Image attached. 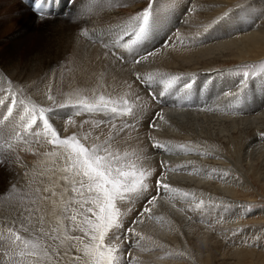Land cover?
Listing matches in <instances>:
<instances>
[{"label":"bare ground","instance_id":"6f19581e","mask_svg":"<svg viewBox=\"0 0 264 264\" xmlns=\"http://www.w3.org/2000/svg\"><path fill=\"white\" fill-rule=\"evenodd\" d=\"M237 1L236 6L239 9L232 10L230 5ZM125 2L127 6L123 7H126V10H123L121 6H115L113 0H74L71 8L61 9V13L64 15L61 22L56 17L57 15H46V20H44L46 24L49 23L54 28L59 25L65 26L66 40L58 41L49 38L46 45H42L44 49L36 53L30 52L31 50L21 53L23 51H19L20 45L10 48L1 46L16 22L15 16L7 11L6 4L0 3V76H6L16 85L24 87L27 94L41 105L51 104V101L47 99L48 94L53 95L58 103H67L69 99L74 101L77 95L91 96L94 89L98 94L104 93L112 96H122L126 91L139 95L141 98L139 102L144 105L143 113L138 117L140 124L136 125L140 128L126 129L120 133L118 144L121 149L125 147L129 149L143 148L146 153L149 152L145 164L156 168L157 171L160 170L157 160L168 162L169 160H166L168 154L158 155L150 145V147L146 146L144 138L142 140L134 138L146 132L149 121L153 119V114L158 111L163 115L164 120L158 118L155 120L158 128L155 129V132L152 131L151 136L159 137L157 139L161 142L167 140L172 144L176 142L189 147L199 145L200 151L212 152V156H214L212 161H208V158L203 159L196 153L168 156L172 163L191 161V168L196 166V168L204 170L216 169L218 173L227 172L229 175L224 178L214 175L211 178L212 182L203 172H200L198 177L195 173L190 177L173 176L177 183H185L188 190L204 187L212 196L208 192L202 193V191H199L200 193L197 195L201 197L204 195L209 200L213 198L216 202L206 203L203 211H192L187 203L183 208L177 209L173 206L175 203L172 200L173 204L169 203V196L161 194L151 213L152 218L149 219L146 214L143 217V223L136 225V231L146 238L151 237V240L145 239L140 242V245L133 243L131 247H128L126 243L125 248L131 253V256L137 258L135 264H185L187 262L191 264H238V254L243 252L239 250L240 248L238 249L237 245L233 246L234 249L229 248V245L236 243L238 225L242 224L240 218L245 214H242L243 208H238V199L235 196L238 194L237 189L240 185L244 189L249 187L248 183L238 176V172L241 176L246 175L243 171H238V160L241 158L247 161L245 164L248 166V170L253 172L256 170L253 157L264 158V135H262L264 134V105H259L263 100L252 103L256 107H254L255 109L250 107L252 109L250 114L240 115L238 108H233L232 112L236 115L227 113L223 115L226 117L208 115L209 113L206 114L202 110L204 106L200 105L195 108H182L176 107L177 105L173 103L172 109H161L148 97L143 87L138 84L139 82L134 80V75L137 72L142 75L143 73L156 72L184 76L195 74V77H199L204 82L214 78L216 82L214 85L221 88L219 94L228 89L235 92L237 90L236 78L229 76L227 74L229 71L211 75V65L234 58L241 62L250 60V58L264 61V0H155L154 8L159 12V22L155 28L154 38H150L142 50H155L153 56L137 65L132 62L134 54L117 50L125 58L120 62L109 51L98 47L96 59L86 63V66L78 72L82 55L94 45L88 41L89 39L99 40L97 38L99 33L101 34V43L103 38L113 39L118 26L145 6V0H125ZM89 5L97 7L86 10ZM100 5L102 7H99ZM224 13H228V16L205 33L204 27L222 17ZM37 16L31 13V21H34ZM182 19L183 22L180 23ZM178 25L180 28L175 30ZM84 30H87L88 35L82 34ZM25 32L27 37L23 38L22 36L24 40L22 39L21 43L29 42L30 27ZM93 33H96L94 34L95 38H91ZM176 34H179L184 40L183 44L174 39ZM166 36H172L173 41L166 43ZM28 44L25 47H28ZM3 49L9 50L4 52ZM128 84L132 85L131 90L128 89ZM167 99L170 101L169 106L173 100L179 101V98H173L171 95L167 96ZM199 99H202V96L199 95ZM222 99L227 102L231 97L222 96ZM73 110L76 109L72 107L57 109L59 114L56 119L60 121L59 126L60 128L68 127V133L75 131L83 133L90 129L93 122L103 119L101 117L96 119L94 115L83 113L78 117H72L77 126L83 124V127H69L66 121L72 115ZM216 110L221 111L217 108ZM84 121L89 123H83ZM235 129L249 135L248 142L243 143L239 152L238 142L231 141L232 131ZM101 130L105 135L109 131L105 125H102L101 129L96 132ZM223 142L232 145L230 147V152L233 155L231 160H228L224 149V151L220 150L221 147H224ZM29 149L27 160L16 155L17 153L7 155L8 166L6 167L8 169L4 168L6 171L1 170L2 172H0V214H7L5 209L8 205L4 203V200L10 186L12 184L23 185L25 171H31L44 159L42 155L34 154L33 150L42 154L50 151L51 146L46 143L43 147L33 144ZM150 152L157 155L156 160L151 157ZM16 157H19V162H16ZM262 161L263 164L256 173L264 181V159ZM236 163L237 165H234ZM198 165L202 167H198ZM182 171L186 170L178 172ZM233 172H237V175ZM215 179L223 180V186L216 185ZM215 194H222L223 198H215ZM150 195H155V192H150ZM226 202L228 203L227 208L224 206ZM208 205L213 206L207 207ZM130 207L133 210L128 221L137 218V212L143 207V201H137ZM198 215L201 219L208 217L205 228L197 223L193 224L197 219L199 220ZM128 221H126V226ZM131 239L135 241L137 238L132 236ZM227 240L228 242H226ZM229 251L231 255L237 257V262L222 260L229 254Z\"/></svg>","mask_w":264,"mask_h":264},{"label":"snow or ice","instance_id":"6c2138e0","mask_svg":"<svg viewBox=\"0 0 264 264\" xmlns=\"http://www.w3.org/2000/svg\"><path fill=\"white\" fill-rule=\"evenodd\" d=\"M113 3L127 6L125 0H113ZM154 3L155 0H145L141 10L118 26L111 44H105L117 59L123 60L124 56L117 55L114 50L134 54V64H140L155 54V50L142 51L145 43L154 38L159 22ZM92 7L97 6L89 5L86 10ZM35 8L40 16L48 15L43 0H35ZM227 16L228 13H224L205 26L204 32ZM82 34L88 35L87 30ZM165 39L173 41L172 36ZM174 39L181 44L184 42L179 34ZM227 74L236 78L237 90L228 89L221 93L225 98L231 97L226 107L238 108V101L250 83L264 87V61L239 65ZM135 80L149 90L153 100L176 93L187 97L195 84V74L156 72L142 75L137 72ZM127 87L132 89L131 84ZM47 99L51 104L41 105L27 94L24 87L0 76V164L7 162V154L20 143L29 147L32 144L43 147L45 143L51 146L50 151L42 154L33 150L44 159L31 171H25V183L12 184L5 197L4 203L8 207L6 215L0 214V264H135L137 258L131 256L125 244L131 247L133 243L140 245L145 239L151 240V237L146 238L137 232L136 225L143 223L146 214L152 218L151 213L161 194L186 200L192 211H203L206 207L205 201L197 200L194 193L168 183L169 172L186 170L189 175L203 172L208 178L229 175L227 172L218 173L216 169L189 170L191 161L175 166L161 161L157 171L145 164L148 156L143 148L121 149L118 144L120 133L134 129L144 109L143 103L139 102L140 96L131 91L112 96L98 94L94 89L91 96L77 95L74 101L69 99L67 103H58L51 94ZM66 107L76 109L66 121L69 127L82 128L83 124L77 126L72 117L83 113L99 115L103 119L93 122L88 131L68 133V127L58 129L55 126L57 109ZM157 118L164 120L162 114L154 113L149 121L150 128H158ZM102 125L108 127L107 135L102 130L96 132ZM149 142L153 149L167 154L212 155L200 151L199 145H174L151 135ZM141 200L143 207L137 212V218L128 221L133 210L130 205ZM243 211H252L251 206L244 207ZM132 236L137 239L133 241Z\"/></svg>","mask_w":264,"mask_h":264},{"label":"rangeland","instance_id":"374dc122","mask_svg":"<svg viewBox=\"0 0 264 264\" xmlns=\"http://www.w3.org/2000/svg\"><path fill=\"white\" fill-rule=\"evenodd\" d=\"M68 1L69 0H62L60 3L59 13L54 14V15H57L56 17L59 19V22H61V20H62L61 18L64 16L63 13H61V9L66 10L68 8H71L72 4L74 3V0L70 1L71 2L70 4H68ZM251 1H256V0H251ZM2 2H4L6 4L7 11L10 14H13L15 16V22H16L15 26L12 27V30L10 32L11 34L9 33V35L5 37L3 43L1 44L2 47L10 48L11 46L17 47L18 45H20L19 51L20 52L23 51L21 53H26L30 50H31L30 52L36 53V52L44 49V46L47 43L46 41H49V38H51L52 40L54 39V40H58V41L59 40H61V41L66 40L65 26L61 27V25H59V26L54 28V27L50 26L49 23L46 24V22L44 21V20H46L45 16L42 17L39 15L37 16V18L34 21H31L30 14L33 12L29 8H27V6L25 4H22V2L20 0H0V3H2ZM10 2L13 4H11ZM51 2H53V1H49V3H51ZM237 4H238V1L235 2L234 4L230 5L232 10L233 9H239L236 6ZM118 9H120V8H118ZM121 9L126 10V7H121ZM92 11L94 12L95 10H92ZM80 12H82V10H80ZM182 22H183V19L180 20V23H182ZM29 27H30L29 42L23 41L21 43L22 39L27 37V34H25L26 33L25 30L29 29ZM178 28H180V25L176 26L175 30H177ZM94 34H96V33L91 34V38L92 37L95 38ZM22 36H23V38H22ZM97 36H98L97 38L99 40H93V41L91 39L88 40V41L92 42L94 45L91 46L90 48H88L86 50L87 52H85L82 55V58L80 59L81 65L77 69L78 72H80L82 70V68H84V66H86V63L94 61L96 59V57L98 56V53H97L98 49H99L98 47H100V48L103 47L104 49H106L107 51H109L112 54V52L109 50V48L105 47V44H108V45L111 44L113 39L103 38L102 43H101L100 42L101 34L99 33ZM168 41L169 40H166L165 42L168 43ZM26 44H28L29 46L25 47ZM60 44H63V43H60ZM42 45H44V46H42ZM3 50L5 52V50H9V49H3ZM114 51H117V50H114ZM117 55H120L118 51H117ZM114 57L116 58V56H114ZM124 60H125V58L123 60H119V61L122 62ZM245 62H241V60H239L237 58L227 60V61H223V62L220 61V62H217V63L211 65L212 68L210 69L211 70L210 73H211V75H215V74L222 73L225 71H230L239 65L259 64L261 61H256L254 58H250V60H246ZM137 65H139V64H137ZM144 74H146V73H143V75ZM134 80H135V75H134ZM215 83L216 82H215L214 78L211 80H206L204 82L199 77H195V84H194V86L191 90V94L189 96L185 97L183 93H176V95L168 94V95H164V96H159L158 99H156V100L151 99V97L148 94L149 90L147 88H145L143 85H140L139 83L138 84L143 87V89L146 91L145 93L153 101V103L158 105L157 107H160L161 109H167V108L172 109L171 108L172 104L175 103L177 105L176 107H182V108H187V107H194L195 108L197 105H200V106H204L203 109H206L209 107L214 108V109H216V108L221 109V111L220 110L219 111L218 110H214V111L204 110V112L206 114L209 113L208 115L213 114L214 116H223V115H226L227 113L229 115H236V113L232 112L233 107H226L227 102H224V99H222L221 93L219 94V92H221V88L216 87L214 85ZM217 88H219V89L217 90ZM153 90L158 91V89H155V88ZM197 92L200 93L199 95L202 96V99H199V95ZM169 95H171L173 98H176V99L179 98V101L173 100L171 102V106H169L168 103L170 104V101H168V99H167V96H169ZM260 100H263V102H261L259 105L263 106L264 105V87H261L259 85V83H255V84L250 83V86L247 88V90L244 92L243 96L238 101V104H239V107L237 109L239 111L238 113L240 115L250 114L252 109H255L254 107H256L255 104H252V103L254 101H260ZM74 111H76V110H73L72 112H74ZM100 117L101 116H99V115H94V118H96V119L100 118ZM223 117H226V116H223ZM101 118H103V117H101ZM55 121H56L55 126L57 128H60V126H59L60 121L58 119H55ZM117 122H120V121H117ZM129 122H130V120H129ZM137 124H140V122L137 121L136 125ZM147 127H148V129L146 130V132H144L143 135L141 133L138 137H135L134 139L142 140L144 138L146 141V146L148 145V147H150L151 144L149 142V134L151 135L152 131L155 132V129L150 128L149 123H148ZM136 128H140V127H136ZM232 135H233V138L231 141L232 142L233 141L238 142V152H239L241 150V147L243 146V143L248 142L247 138L249 135L240 133V131L239 130L237 131V129L232 131ZM152 136H155V135H152ZM157 138L159 139V137H157ZM165 141H167V140H165ZM176 144H178V143L174 142V145H176ZM25 145L26 144H24V143H20V144L16 145L14 151H12L11 153H8L7 155L9 156V155L17 153L16 155L27 160L28 159L27 156H29V151H30L29 148L30 147H28L29 145H26V146ZM222 145L224 147H221L220 150L221 151L225 150L224 152L226 153L228 160H231L232 159L231 156L233 157V155L230 152V147H232V145L230 143L228 144L227 142H223ZM17 149H21V150H17ZM22 149H24V150H22ZM152 150L154 152L158 153V155L164 154L163 151L155 150L153 148H152ZM210 153L212 154V152H210ZM150 155L154 160L157 159V155H154L153 152H150ZM168 155H171V154H168ZM168 155L166 157V160H169L168 164L171 166H175V165L180 164V163H185V161H179V162H173L172 163V160H170V156H168ZM147 156H149V152L147 153ZM199 157H203V159L208 158L207 159L208 161H212L214 159V156H212V155H210V156H199ZM257 159H259V158L253 157V159H252V160H254L253 163L255 164V169H256L253 172H252V170L251 171L248 170V168H247L248 166L245 164V162L247 163V161L242 160L241 158H239V160H238V171H243V173L247 175V176L246 175L241 176L240 172H238V176L243 178L244 181H246L248 183L249 187H248V189H244L241 187L242 185H240L237 189L238 194H237V196H235V198L238 199V208H244L246 206H251V209H252V211H250V212H242V214L244 213L245 216L243 215L240 218L242 224L238 225V239H237L236 243H232L229 245V248H231V249H234L233 246L237 245L238 249L240 248L239 250L243 252V253L238 254V264H264V181H262V178L260 177V175L258 173H256L257 170L262 166L261 164H263L262 160L264 158H261L259 160H257ZM157 161L160 164V162L162 160H157ZM234 165H237V163ZM6 166H8V158H7L6 163L0 164V172L6 171L8 169ZM206 166H207V164H206ZM198 167H202V166L198 165ZM195 168H196V166H195ZM190 169H192V168L190 167ZM178 173L169 172V174H168L169 179L167 182L170 183L173 187L180 188V189H183L184 191H187L188 189H187L186 184L185 183H182V184L177 183L176 181H174L173 176L190 177V175L188 174V171H182V172H178ZM195 174H196V177L199 176V173H195ZM234 174L237 175V172H235ZM211 180L212 179L209 178L210 182H212ZM218 180L215 179L216 182H214V183L216 185H222L223 180H221V179H218ZM174 182H176V183H174ZM218 183H220V184H218ZM192 190H188L187 192L190 191V193L191 192L194 193L196 198L198 196H200V195H197V193H200L201 191H202V193L208 192L210 194V196H212L211 193L209 191H207L204 187H201V188L197 187V189L193 188ZM170 198H169V203L173 204V202H174L176 204V205L174 204L175 205L174 207H176L177 209H179L180 207L183 208L186 205V203L189 205V203L187 201H184L182 198H171V199ZM215 198H223V197H222V194H220V195L215 194ZM200 199L205 201V205H207L206 203L212 204V203L216 202L215 200H213V198L209 200V198L205 197L204 195L202 197L200 196L197 198V200H200ZM221 202H223V201H221ZM227 205H228L227 202L224 203L225 207ZM244 205H246V206H244ZM198 218H199V220L197 219V221L194 222L193 224L197 223L198 225L203 226L205 228V225H207L206 219L208 217H202V219H201L200 216L198 215ZM255 240H257V241H255ZM226 242H228V240ZM228 253L230 254V251ZM229 254L226 255L224 257V259H222V260H224L225 262H234V263L237 262V257L234 255H231V254L229 255ZM185 264H191V263L187 262Z\"/></svg>","mask_w":264,"mask_h":264}]
</instances>
